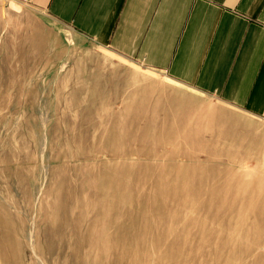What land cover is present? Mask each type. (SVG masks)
<instances>
[{
  "label": "rangeland",
  "instance_id": "rangeland-1",
  "mask_svg": "<svg viewBox=\"0 0 264 264\" xmlns=\"http://www.w3.org/2000/svg\"><path fill=\"white\" fill-rule=\"evenodd\" d=\"M0 264H264V119L0 0Z\"/></svg>",
  "mask_w": 264,
  "mask_h": 264
},
{
  "label": "crops",
  "instance_id": "crops-1",
  "mask_svg": "<svg viewBox=\"0 0 264 264\" xmlns=\"http://www.w3.org/2000/svg\"><path fill=\"white\" fill-rule=\"evenodd\" d=\"M121 57L264 119V0H22Z\"/></svg>",
  "mask_w": 264,
  "mask_h": 264
}]
</instances>
